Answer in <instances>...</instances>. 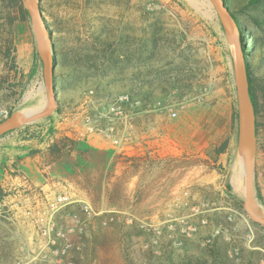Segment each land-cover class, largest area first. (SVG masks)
I'll return each instance as SVG.
<instances>
[{"label": "rangeland", "instance_id": "rangeland-1", "mask_svg": "<svg viewBox=\"0 0 264 264\" xmlns=\"http://www.w3.org/2000/svg\"><path fill=\"white\" fill-rule=\"evenodd\" d=\"M39 2L56 53L58 112L7 134L16 139L55 134L59 131L56 126L61 116L81 118V105L85 102H90L89 114L99 118L97 125L105 128L107 119L103 114L121 94H129L135 101L158 99L163 102L165 112L173 104L179 111L173 121L179 122L181 141L194 142L197 160L204 163L207 170L223 175L225 206L234 221L219 213L217 206L221 205L216 203L214 191L211 194L215 200L210 206L216 210L210 211L214 216L209 220L210 227L219 223L225 228L217 241L222 260L240 264L242 250L246 249L259 253V262L252 264H264V231L253 224L243 208L246 178L240 155L233 49L208 0ZM24 4L27 8L25 0ZM262 14L264 16V12ZM261 28L250 22L247 27L264 38V25ZM0 61L5 64L0 79V111L5 113L0 115V121L10 113L22 114L43 108L46 104L44 64L37 51L32 18L23 21L18 5L12 0H0ZM33 69L35 73L31 75ZM263 70L264 67L259 72ZM92 90L94 94H90ZM199 97L200 101L195 99ZM260 120L264 124V113ZM80 126L84 128L83 123ZM226 141V152L217 156L216 149ZM62 142L69 151L68 159L74 162L72 153L76 141ZM95 158L101 163L108 160L107 154ZM255 187L264 211V126L257 147ZM101 189L96 188L99 194L92 193L90 197L100 201ZM113 191L111 197L117 200V206H130L135 210L140 205L137 197L127 200L128 189L123 181L117 183ZM172 206L173 203L164 207L166 212L161 221L165 222ZM114 216V223L106 227L102 221L107 216L87 220L86 235L81 241L85 242L84 251H90L89 257L80 259L78 254H73L74 264H169L170 259L186 257L198 264L200 260L211 259L209 248L201 238L195 245L184 241L177 246L171 231L164 230L162 236H156L139 229L136 218L135 223H130V216ZM144 221L152 224L149 215ZM208 231L207 227L203 233ZM51 264L65 263L54 260Z\"/></svg>", "mask_w": 264, "mask_h": 264}, {"label": "crops", "instance_id": "crops-1", "mask_svg": "<svg viewBox=\"0 0 264 264\" xmlns=\"http://www.w3.org/2000/svg\"><path fill=\"white\" fill-rule=\"evenodd\" d=\"M162 106L163 102L158 99L152 102L139 100L131 119L120 124L133 140L130 156L117 152L100 135L79 138L76 132L67 131L62 121H57L59 131L55 134H43L33 139H16L7 133L0 136V187L6 192L0 202V264H51L54 261L39 231L16 204V190L22 187V176L28 177L48 197L68 194L71 203L55 214L64 225L71 224L74 213L87 220L122 214L144 221L149 215L152 224H163L168 232L164 220L161 221L166 212L164 207L170 206L177 197L184 199L181 193L187 189L193 193L191 201L194 203H212L215 199L211 191H214L216 203L221 205L217 210L228 216L223 175L207 170L204 163L197 160L195 143L181 141L179 122L173 121ZM64 139L76 141L72 153L74 162L68 159L67 147L62 148L59 155L52 149L56 145L62 147ZM100 154H107L108 160L98 162L95 156ZM120 181L128 189L127 200L133 201L137 197L140 201L135 210L130 206H117V200L111 197L113 187ZM96 188H102L100 201L90 197L92 193L99 194ZM85 208L90 209L91 214L85 213ZM49 214L43 202L39 215L45 221ZM176 214L187 213L177 211ZM213 214L208 212L205 217L210 220ZM205 229L201 227L200 235L186 241L195 245L201 238L203 243L202 237L207 234L203 233ZM172 236L176 233L172 232ZM89 253L83 249L80 256H76L87 259Z\"/></svg>", "mask_w": 264, "mask_h": 264}, {"label": "built area", "instance_id": "built-area-1", "mask_svg": "<svg viewBox=\"0 0 264 264\" xmlns=\"http://www.w3.org/2000/svg\"><path fill=\"white\" fill-rule=\"evenodd\" d=\"M5 70L4 62L0 61V79L1 74ZM90 94H94V91H90ZM200 98H195L200 101ZM139 104V101H135L129 94H121L109 105L107 111L103 116L107 119V126L100 128L97 125L99 118L97 116H91L88 112L90 102H85L82 105L83 115L81 118L77 115L61 116V121L67 126V131L77 133L79 138H86L90 135H100L107 140L111 146L120 154L130 156L131 146L133 144L130 133L120 127L121 123H126L134 115V109ZM176 106L169 105L167 107V113L172 119L178 117V109ZM165 109V107H162ZM5 112L0 111V115ZM84 125V129L80 130V124ZM22 187L16 190V196L18 198L17 205L22 209L24 216H26L30 222L39 231L40 236L45 241V245L50 249L53 259L65 264H74V255L80 254L83 251V241L81 239L86 235L88 221L86 217L79 213L71 215V224L64 225L59 224L56 221L55 214L59 210L65 208L71 202L68 194L57 193L53 197H48L45 192L35 186L31 180L22 176ZM184 196L177 197L173 202L172 209L166 214V220L164 224L168 230L176 233V236H172L174 243L177 246L183 244L184 241L197 237L201 234V227H208V233L202 237L203 244L211 246L218 240L222 233L225 231L223 225L217 224L212 227L209 225V220L205 217L210 211H215L211 203L206 201L192 202L193 193L190 190H184L181 193ZM45 203L48 207L50 214L47 219L43 221L40 217V206ZM181 211L187 214L177 215L176 212ZM229 211H232L229 209ZM85 213H90V209L85 208ZM91 214V213H90ZM98 215L95 213V216ZM229 221H234L232 214L228 215ZM134 218L130 217L129 222L135 223ZM115 216L110 215L102 221L103 226H109L114 223ZM137 221V220H136ZM142 231L152 232L156 236H162L164 234V227L157 224H149L145 221H138L135 223ZM237 250V249H235ZM19 264V263H18Z\"/></svg>", "mask_w": 264, "mask_h": 264}, {"label": "water", "instance_id": "water-1", "mask_svg": "<svg viewBox=\"0 0 264 264\" xmlns=\"http://www.w3.org/2000/svg\"><path fill=\"white\" fill-rule=\"evenodd\" d=\"M214 4L233 49L234 78L237 89L240 155L246 178L244 211L248 218L264 228V211L258 202L255 178L257 157L256 113L250 96L246 56V43L241 28L233 17L225 0H208ZM30 11L37 51L44 64V88L46 104L43 108L12 115L0 122V136L54 114L59 106L55 84L56 61L53 41L47 19L39 0H25Z\"/></svg>", "mask_w": 264, "mask_h": 264}, {"label": "trees", "instance_id": "trees-1", "mask_svg": "<svg viewBox=\"0 0 264 264\" xmlns=\"http://www.w3.org/2000/svg\"><path fill=\"white\" fill-rule=\"evenodd\" d=\"M19 7V13L21 19L27 20L31 18L30 11L25 7L24 0H12ZM226 4L231 11L233 17L236 19L239 27L241 28L244 41L246 43V56L248 59L247 63V73H248V82H249V91L250 96L255 108L256 113V131H257V141L259 143V136L263 122L260 120L263 118L264 113V72H259L261 68L264 67V38H259L258 35L254 32H251L247 29L248 23H252L258 28L262 29L264 23V0H225ZM41 8L43 10L42 4L40 2ZM240 16H245L248 20H242ZM52 37V34H51ZM10 53V52H8ZM39 57L38 54L36 55ZM56 53H54V57ZM254 59V60H253ZM253 60V62H252ZM56 61V57H55ZM264 71V70H263ZM35 73V69L32 70L31 75ZM261 75V76H260ZM56 81V77H55ZM58 112V110H57ZM12 116V113L8 117ZM3 121V120H2ZM1 122V121H0ZM63 141H66L64 139ZM72 142V140H71ZM76 144V142H74ZM66 144L63 143V146L58 145L52 147L53 151L56 154H60L62 148H65ZM228 142H224L219 148L216 149L217 156L224 154L227 150ZM229 190V187L227 188ZM6 192L3 188L0 187V202L4 200ZM262 201V197L258 196ZM255 226L260 227L263 231L264 228L258 224L253 223ZM217 241L209 248L210 260H200L198 264H230V262L222 260V251L220 246H218ZM243 256L241 258L240 264H252L254 262H259V253L254 251H247L243 249ZM169 264H194V260L190 257H186L179 260L170 259Z\"/></svg>", "mask_w": 264, "mask_h": 264}, {"label": "bare ground", "instance_id": "bare-ground-1", "mask_svg": "<svg viewBox=\"0 0 264 264\" xmlns=\"http://www.w3.org/2000/svg\"><path fill=\"white\" fill-rule=\"evenodd\" d=\"M209 2V1H208ZM209 4H210V6L211 7H213L214 6V4L212 3V2H209ZM237 166V165H236Z\"/></svg>", "mask_w": 264, "mask_h": 264}]
</instances>
